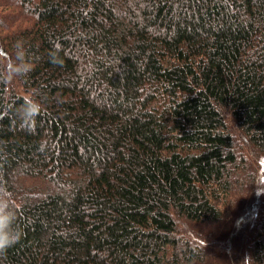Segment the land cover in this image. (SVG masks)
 <instances>
[{
	"label": "trees",
	"instance_id": "obj_1",
	"mask_svg": "<svg viewBox=\"0 0 264 264\" xmlns=\"http://www.w3.org/2000/svg\"><path fill=\"white\" fill-rule=\"evenodd\" d=\"M0 264H264V0H0Z\"/></svg>",
	"mask_w": 264,
	"mask_h": 264
},
{
	"label": "rangeland",
	"instance_id": "obj_2",
	"mask_svg": "<svg viewBox=\"0 0 264 264\" xmlns=\"http://www.w3.org/2000/svg\"><path fill=\"white\" fill-rule=\"evenodd\" d=\"M227 122H228V127H229V129L231 130V132H233L234 133V135H235V137H236V135L238 134V132H237V130H236V126H235V124L233 123V121L231 120V119H227ZM238 138V137H237ZM236 138V139H237ZM251 189H249L248 191H250ZM253 192V189L250 191V194L249 195H251V193Z\"/></svg>",
	"mask_w": 264,
	"mask_h": 264
}]
</instances>
